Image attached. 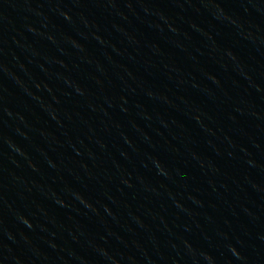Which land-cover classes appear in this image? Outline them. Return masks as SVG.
<instances>
[{"label":"water","instance_id":"95a60500","mask_svg":"<svg viewBox=\"0 0 264 264\" xmlns=\"http://www.w3.org/2000/svg\"><path fill=\"white\" fill-rule=\"evenodd\" d=\"M0 264H264V0H0Z\"/></svg>","mask_w":264,"mask_h":264}]
</instances>
